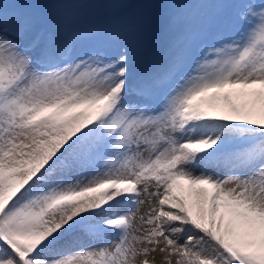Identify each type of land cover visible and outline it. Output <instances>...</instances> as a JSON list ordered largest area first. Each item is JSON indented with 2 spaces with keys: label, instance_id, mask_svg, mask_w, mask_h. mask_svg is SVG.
<instances>
[{
  "label": "snow or ice",
  "instance_id": "obj_1",
  "mask_svg": "<svg viewBox=\"0 0 264 264\" xmlns=\"http://www.w3.org/2000/svg\"><path fill=\"white\" fill-rule=\"evenodd\" d=\"M157 248L264 264V0H0V264Z\"/></svg>",
  "mask_w": 264,
  "mask_h": 264
},
{
  "label": "rangeland",
  "instance_id": "obj_2",
  "mask_svg": "<svg viewBox=\"0 0 264 264\" xmlns=\"http://www.w3.org/2000/svg\"><path fill=\"white\" fill-rule=\"evenodd\" d=\"M191 2H194V0H179L180 5L185 6V7L189 6V3H191ZM141 198L146 200L145 197H141ZM147 207H148V204H147V200H146V203L144 205L140 206V212H138L137 215H140L142 212H144L147 209ZM143 227H145V226H143ZM185 238H186V236H185ZM183 241H184V239H182V241L178 240L179 243H184ZM163 246H164L163 243H161V245L159 247H163ZM163 255L164 254L159 252V248H157L156 252H153L150 254L149 259L153 260L154 264H165V262L163 260ZM173 264H175V258L174 257H173Z\"/></svg>",
  "mask_w": 264,
  "mask_h": 264
},
{
  "label": "bare ground",
  "instance_id": "obj_3",
  "mask_svg": "<svg viewBox=\"0 0 264 264\" xmlns=\"http://www.w3.org/2000/svg\"><path fill=\"white\" fill-rule=\"evenodd\" d=\"M201 169L199 168V167H197V168H195L194 169V171H196L197 173H199V171H200ZM220 177H222V178H224L227 174L225 173V172H223V171H221V172H219V173H217ZM229 186H231V185H229ZM146 227V226H145ZM185 236L186 235H181V236H179L178 237V240L179 241H182V239H184L185 240ZM184 242V241H183Z\"/></svg>",
  "mask_w": 264,
  "mask_h": 264
}]
</instances>
